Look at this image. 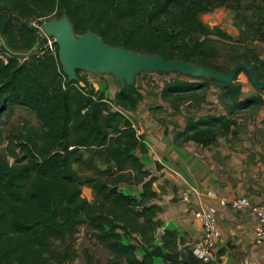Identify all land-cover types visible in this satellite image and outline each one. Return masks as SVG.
<instances>
[{
  "label": "trees",
  "instance_id": "16d2710c",
  "mask_svg": "<svg viewBox=\"0 0 264 264\" xmlns=\"http://www.w3.org/2000/svg\"><path fill=\"white\" fill-rule=\"evenodd\" d=\"M221 8L240 19L241 41L210 30L200 20V15ZM63 16L76 35L92 32L108 46L221 73L244 63L260 80L264 60L239 55L230 59V67H219L210 37L264 44V0H0V35L9 48L28 51L39 43L29 58L13 57L0 44V116L21 108L37 122L15 131L0 153V264H68L75 257L72 246L58 243L80 228L109 252L108 264H154L155 258L164 264H204L176 231H163L156 244L162 208L153 190L155 178L144 169L139 154L147 150L126 116L142 101L140 92L126 86L111 100L80 77V71L77 81L69 82L57 46L55 51L45 48L32 27ZM173 75L176 79L161 92L165 102L175 104L187 97L172 102L174 96L192 94L195 103H203V92L215 84L227 112L187 120L175 137L177 145L215 146L237 126V113L264 105L261 95L241 100L235 83ZM120 185L140 187L141 194L127 195ZM84 188L92 191V201L83 197Z\"/></svg>",
  "mask_w": 264,
  "mask_h": 264
},
{
  "label": "crops",
  "instance_id": "0c3cea01",
  "mask_svg": "<svg viewBox=\"0 0 264 264\" xmlns=\"http://www.w3.org/2000/svg\"><path fill=\"white\" fill-rule=\"evenodd\" d=\"M262 119L260 110L255 120ZM144 126L149 127L147 123ZM152 130L155 128L151 127L146 133L137 131L147 150L139 157L144 169L155 178L153 190L159 197L157 205L162 208L158 215L161 228L156 244L160 245V237L165 230L178 232L185 246L190 248L201 239L202 227L192 218L191 206L180 200L181 191L187 184L219 199L246 197L251 204L264 206V147L254 146L255 140L248 138L250 134L240 133L233 148L225 151L220 145L221 138L215 146L204 148L194 142L177 145V133ZM245 139L248 141L242 142ZM120 190L135 197L141 194V188L135 186L120 185ZM202 200L207 206L217 209V228L220 232L216 242L218 261L221 264H264V247L255 243V216L249 210L232 211L221 207L215 199L206 197ZM191 202L196 203L197 198L192 196ZM154 264L164 263L155 258Z\"/></svg>",
  "mask_w": 264,
  "mask_h": 264
},
{
  "label": "rangeland",
  "instance_id": "374dc122",
  "mask_svg": "<svg viewBox=\"0 0 264 264\" xmlns=\"http://www.w3.org/2000/svg\"><path fill=\"white\" fill-rule=\"evenodd\" d=\"M235 15L236 14L232 10L221 8L200 15V20L210 30L214 31L218 29L231 36L232 41L239 42L241 41V29L243 28H239L240 19H237ZM40 23L32 24V27L38 30L39 39L45 42V48L55 51L56 44L54 40L48 38L41 31L43 22ZM210 39L213 41L210 43L211 46L218 51L217 63L219 67H230V59L239 55H248L251 57L252 54H255L262 61L264 60V44L255 43V41L251 42V44L246 42L244 45L243 43H229L217 40L215 36L210 37ZM243 39L244 41L247 40L246 37H243ZM244 49L251 51V53H247ZM80 77L86 79L88 83L92 84L97 90L105 92L111 100L115 98V95L120 90L118 81L110 75L101 76L80 72ZM175 79L176 77L173 74L160 75L157 73L140 74L136 77L134 87L142 95V101L135 111L129 112L127 115L136 130L146 133L153 127L155 128V130H152L153 132L161 129L165 134L179 133L185 129L187 120L196 121L208 115L217 117L227 116L226 109L220 102L221 89L219 85L215 84H210L209 88L203 92L205 96V101L203 103H195V101H193L195 97H193L192 94L174 96L171 98L172 102L176 99L187 97L186 100L178 101L175 104L165 102L161 96L162 89L165 83H169ZM181 80L200 83V81L194 79L181 78ZM234 83L240 86L242 100L251 95H261V97L264 98V90L260 91V93L256 92L245 73H238ZM197 95H199L197 97H200L202 93L199 92ZM174 106H176V109ZM260 110L262 111L263 119L256 122L255 118ZM234 119H236L237 126L226 136L220 137L222 149H225V151L231 150L240 133L246 134L247 136L250 134L251 136L249 135L248 138L255 140L254 143L256 145L254 146L258 148L264 147V105L259 107L256 111L246 110L239 112ZM145 123H147L149 127H145ZM24 126L36 127L37 122L33 115L21 108H14L11 112L6 111L0 116V153L4 152L9 137H12L15 131H18ZM245 141L248 140H242V142ZM167 170L170 171V169ZM87 189L88 188L83 189V197L92 201L93 193L91 190ZM58 245L62 248L67 245L72 246L75 257L68 264H108L110 260L109 252L102 248L85 228L78 229L77 233L71 239L66 240L62 244L58 243Z\"/></svg>",
  "mask_w": 264,
  "mask_h": 264
},
{
  "label": "water",
  "instance_id": "95a60500",
  "mask_svg": "<svg viewBox=\"0 0 264 264\" xmlns=\"http://www.w3.org/2000/svg\"><path fill=\"white\" fill-rule=\"evenodd\" d=\"M41 31L54 40L59 63L69 82L77 81L78 71L92 75H110L118 81L122 92L126 86H134L135 79L140 74L173 73L231 85L236 75L243 72L255 90H264V78L259 80L244 63L235 64L228 72L221 73L186 62L168 61L152 54L108 46L92 32L76 35L67 16L60 20L44 21ZM0 44L6 53L18 58L32 57L39 50V43H36L28 51H13L1 35Z\"/></svg>",
  "mask_w": 264,
  "mask_h": 264
},
{
  "label": "built area",
  "instance_id": "2783aa9c",
  "mask_svg": "<svg viewBox=\"0 0 264 264\" xmlns=\"http://www.w3.org/2000/svg\"><path fill=\"white\" fill-rule=\"evenodd\" d=\"M175 175L178 176L177 173ZM192 196L197 198L196 203L191 202ZM206 197L217 200L221 207H226L232 211L249 210L257 220L255 243L264 247V206H255L246 197H239L234 200L219 199L209 192L201 193L196 187L186 185L181 191L180 200L182 203L191 206L192 218L201 225L203 231L201 239L191 247L192 254L196 259L204 264H221L216 253V242L220 236L217 228V209L204 204L202 198Z\"/></svg>",
  "mask_w": 264,
  "mask_h": 264
}]
</instances>
